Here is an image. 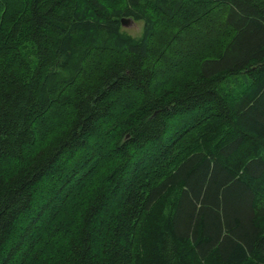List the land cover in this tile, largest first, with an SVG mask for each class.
<instances>
[{
  "label": "trees",
  "instance_id": "obj_1",
  "mask_svg": "<svg viewBox=\"0 0 264 264\" xmlns=\"http://www.w3.org/2000/svg\"><path fill=\"white\" fill-rule=\"evenodd\" d=\"M0 264H264V0H0Z\"/></svg>",
  "mask_w": 264,
  "mask_h": 264
},
{
  "label": "rangeland",
  "instance_id": "obj_2",
  "mask_svg": "<svg viewBox=\"0 0 264 264\" xmlns=\"http://www.w3.org/2000/svg\"><path fill=\"white\" fill-rule=\"evenodd\" d=\"M123 31L134 38H140L143 31V22L133 20L128 26H123Z\"/></svg>",
  "mask_w": 264,
  "mask_h": 264
},
{
  "label": "water",
  "instance_id": "obj_3",
  "mask_svg": "<svg viewBox=\"0 0 264 264\" xmlns=\"http://www.w3.org/2000/svg\"><path fill=\"white\" fill-rule=\"evenodd\" d=\"M122 26H128L133 20L130 18H122Z\"/></svg>",
  "mask_w": 264,
  "mask_h": 264
}]
</instances>
